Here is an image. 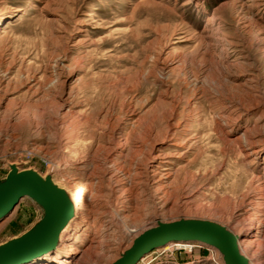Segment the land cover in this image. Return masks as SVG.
I'll return each mask as SVG.
<instances>
[{"label": "rangeland", "instance_id": "1", "mask_svg": "<svg viewBox=\"0 0 264 264\" xmlns=\"http://www.w3.org/2000/svg\"><path fill=\"white\" fill-rule=\"evenodd\" d=\"M10 164L90 189L48 264H111L180 218L264 264V0H0V180ZM42 215L22 197L0 243ZM136 264L223 261L194 243Z\"/></svg>", "mask_w": 264, "mask_h": 264}, {"label": "water", "instance_id": "2", "mask_svg": "<svg viewBox=\"0 0 264 264\" xmlns=\"http://www.w3.org/2000/svg\"><path fill=\"white\" fill-rule=\"evenodd\" d=\"M29 197L43 211L41 218L22 234L0 243V264H23L52 251L62 230L74 215V202L50 175L10 164L0 180V219ZM239 235L209 219L180 218L156 221L143 229L111 264H136L153 249L169 242H197L219 252L223 264H249L238 245Z\"/></svg>", "mask_w": 264, "mask_h": 264}, {"label": "bare ground", "instance_id": "3", "mask_svg": "<svg viewBox=\"0 0 264 264\" xmlns=\"http://www.w3.org/2000/svg\"><path fill=\"white\" fill-rule=\"evenodd\" d=\"M118 156H121V153L119 152L118 153ZM89 187L88 186H84L82 187V189L80 190L79 194L76 195L74 197V210L75 209H82V208H85L87 206V193L89 192ZM75 213V211H74ZM13 214V213H12ZM9 215V217L12 216ZM5 217V216H4ZM8 217V218H9ZM86 219H89L90 218V214H87L85 216ZM1 220V219H0ZM66 230V227L62 230L61 234H60V239H61V235L65 232ZM69 235V234H68ZM194 243H197V242H169L168 244H166L165 246H192V244ZM201 244V243H200ZM238 245H239V248H240V251L243 253V249L241 248V244L240 242L238 241ZM207 246V245H206ZM59 247V243L56 245V249L54 248L52 251L50 252H47L46 254H44L43 256L39 257V258H36V259H33L29 262H26V263H23V264H48L50 262H53V256H51L50 253H53L57 250V248ZM55 250V251H54ZM244 254V253H243ZM60 263V262H59Z\"/></svg>", "mask_w": 264, "mask_h": 264}]
</instances>
